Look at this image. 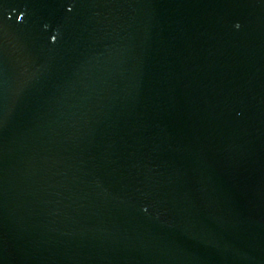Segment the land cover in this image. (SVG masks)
Wrapping results in <instances>:
<instances>
[{
	"label": "water",
	"instance_id": "obj_1",
	"mask_svg": "<svg viewBox=\"0 0 264 264\" xmlns=\"http://www.w3.org/2000/svg\"><path fill=\"white\" fill-rule=\"evenodd\" d=\"M0 264H264V0H0Z\"/></svg>",
	"mask_w": 264,
	"mask_h": 264
}]
</instances>
